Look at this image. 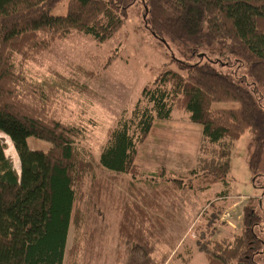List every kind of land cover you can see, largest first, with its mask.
<instances>
[{
  "label": "trees",
  "instance_id": "1",
  "mask_svg": "<svg viewBox=\"0 0 264 264\" xmlns=\"http://www.w3.org/2000/svg\"><path fill=\"white\" fill-rule=\"evenodd\" d=\"M62 1L0 0V135L19 160L15 171L0 137V264H87L78 253L90 222L99 225L113 214L119 242L130 247L127 264H166V254L150 257L160 235L145 223L149 211L162 212L160 204L141 197L135 198L144 208L129 200L107 202L109 181L102 174L134 185L141 175L135 165L139 145L156 123L183 111L201 130V153L191 172L203 180L199 190L218 183L227 188L231 148L246 131L248 170L264 180V0H67L66 14L53 15ZM132 6L140 7L142 25L155 40L176 49L177 59L143 87L96 157L83 145L85 130L59 118L77 84L59 74L53 81L30 82L26 65L75 34L106 44ZM216 104L229 106L213 109ZM33 137L52 148L30 151L26 141ZM174 181L178 188L182 180ZM261 190L262 198L244 205L241 228L224 232L214 221L213 231L194 242L206 264H263ZM215 197L228 199L227 189ZM215 209L212 223L222 212ZM71 231L78 239L68 248Z\"/></svg>",
  "mask_w": 264,
  "mask_h": 264
},
{
  "label": "rangeland",
  "instance_id": "2",
  "mask_svg": "<svg viewBox=\"0 0 264 264\" xmlns=\"http://www.w3.org/2000/svg\"><path fill=\"white\" fill-rule=\"evenodd\" d=\"M66 12L67 0H63L52 14L63 17ZM126 16L121 31L106 44L97 45L90 37L75 34L64 42L55 43L26 65L25 76L30 82L53 81L59 74L77 84L76 91L58 110L59 118L85 130L83 145L96 157L109 131L120 116L132 109L143 87L161 72L173 68L171 60L177 59L172 45L166 47L143 27L139 6H132ZM217 106L227 108L229 105L216 104L213 109ZM171 118L170 122L156 123L149 137L139 145L135 165L141 175L134 179V185L129 178L122 179L125 183H115L102 174L103 179L109 181L104 188L105 200L117 206L129 200L139 207L144 204L135 197L147 202L157 201L162 212L149 211V222H145L146 226L152 223L160 235V242L150 257L161 260L166 254V264H206L194 242L213 231L217 226L214 221L224 232L241 228L244 205L250 199L254 202L263 197L264 180L253 177L248 170L251 138L246 131L231 148V165L225 178L227 188L218 183L207 192L199 190L203 180L191 172L196 170L201 153V130L188 122L183 111L173 112ZM0 137L5 156L18 171L19 160L11 142L3 135ZM26 145L32 152L46 153L52 148L48 141L34 137L28 138ZM173 179L182 180L178 188ZM225 189L228 199L215 201L216 194ZM214 201L215 205L210 206ZM215 208L222 212H217L219 221L213 218L212 223L209 217H213ZM117 221L118 216L114 214L99 225L92 220L93 228L80 243L78 258L83 259L85 255L87 264H127L130 247L125 248L119 242ZM77 239L71 231L67 247L71 248ZM261 262L264 264V257Z\"/></svg>",
  "mask_w": 264,
  "mask_h": 264
}]
</instances>
